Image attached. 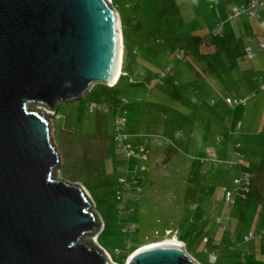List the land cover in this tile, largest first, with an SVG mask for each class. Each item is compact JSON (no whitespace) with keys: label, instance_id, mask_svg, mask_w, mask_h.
<instances>
[{"label":"rangeland","instance_id":"374dc122","mask_svg":"<svg viewBox=\"0 0 264 264\" xmlns=\"http://www.w3.org/2000/svg\"><path fill=\"white\" fill-rule=\"evenodd\" d=\"M238 2L110 0L123 43L117 81L91 84L50 117L57 178L87 192L101 220L96 246L112 264L172 238L196 264H264V50L250 42V59L224 42L247 14L225 23L224 40L212 35ZM121 117L147 161L123 158L113 139Z\"/></svg>","mask_w":264,"mask_h":264},{"label":"water","instance_id":"95a60500","mask_svg":"<svg viewBox=\"0 0 264 264\" xmlns=\"http://www.w3.org/2000/svg\"><path fill=\"white\" fill-rule=\"evenodd\" d=\"M120 55L110 0H0V264H112L87 192L57 178L50 117L91 84H114ZM126 264L196 263L160 244Z\"/></svg>","mask_w":264,"mask_h":264},{"label":"built area","instance_id":"2783aa9c","mask_svg":"<svg viewBox=\"0 0 264 264\" xmlns=\"http://www.w3.org/2000/svg\"><path fill=\"white\" fill-rule=\"evenodd\" d=\"M262 6V0H245V5L243 6H239V7H233L231 12L228 14L226 21H232V20H236L238 21L241 17L242 14H247V15H251V16H255L258 19V23L260 28L264 31V19H261L259 17V8ZM223 24L218 25L217 27H215V29L212 32L213 37H219L222 35V29H223ZM259 48H264V41H260L258 43ZM248 57L252 56V49L250 47L245 49ZM165 78V75L163 74H158L157 78H156V82L157 83H161V80H163ZM227 103H231L230 99L226 100ZM234 103L237 104H244L243 100H238V101H234ZM94 109H97V105H90L89 106V110L93 111ZM125 119L124 117H121L120 119H116L115 120V126H114V135H113V139L115 141V143L117 144V146L119 147L121 154L123 155V157L125 159H130L132 157H134L135 159H137L138 161H147V156L144 153L141 152H136L129 143H127V136L123 135L121 133L122 127L125 126ZM145 170L144 166L141 164H137L134 167V171L135 172H143ZM137 181V179L133 178V183H135ZM241 181H246L247 182V175H242L241 177ZM137 192L134 191L132 193V199L136 200L137 199ZM117 200H121V197L119 195H117ZM225 201L233 204V201L231 200L230 194L227 193L225 195ZM119 208L122 207V205L118 206ZM128 226L130 227V231L133 228V225L130 223H128ZM255 237L254 234L249 233L246 236V240H250L253 239ZM181 243V242H180ZM108 255V254H107ZM109 256V255H108ZM212 258V261H215V257L213 255H210Z\"/></svg>","mask_w":264,"mask_h":264},{"label":"crops","instance_id":"0c3cea01","mask_svg":"<svg viewBox=\"0 0 264 264\" xmlns=\"http://www.w3.org/2000/svg\"><path fill=\"white\" fill-rule=\"evenodd\" d=\"M244 3H245V0H244ZM240 5H242L241 0H239L238 3L231 5L229 11L232 10L231 8L239 7ZM229 11H228V14L231 12ZM247 19L248 20L246 22L239 24L237 27H235V29L230 31V34H227L228 36V39H226L227 41L224 40V38L226 37V34L224 32V29H225L224 25L228 21L226 20L223 21L224 24L222 26L223 27L222 36L218 37L220 39H223L225 43L230 44L231 47H234L235 49H237L239 54H241L242 52L243 55H245L244 48L251 47L249 44L250 42H253V41L259 42L260 40H264V31L259 27L258 22L254 21L253 18L251 19L249 15ZM214 38H217V37H214ZM216 42H219V40H216Z\"/></svg>","mask_w":264,"mask_h":264},{"label":"bare ground","instance_id":"6f19581e","mask_svg":"<svg viewBox=\"0 0 264 264\" xmlns=\"http://www.w3.org/2000/svg\"><path fill=\"white\" fill-rule=\"evenodd\" d=\"M116 12V11H115ZM117 13V12H116ZM117 17H118V23H119V29H120V18H119V16H118V14H117ZM120 49H121V55H120V68H119V72H118V75H117V78H118V76L120 75V71H121V65H122V60H123V43H122V36H121V32H120ZM117 78H116V80H115V82L117 81ZM114 82V83H115ZM113 85V84H112ZM42 115H44V116H49L51 113L50 112H46V111H44V113H41ZM94 237V236H93ZM93 241L95 242V237H94V239H93ZM95 244H96V242H95ZM160 244H177V245H179L180 247H182L183 245L180 243V241H178L177 239H175V238H172V239H166V240H163V241H159V242H155V243H150L149 245H147V246H144V247H142V248H140V249H138V250H135V253H133V255L132 256H134L136 253H138L139 251H141V250H144V249H146V248H150V247H153V246H156V245H160ZM131 256V257H132ZM108 258H109V256H107ZM130 257V258H131Z\"/></svg>","mask_w":264,"mask_h":264},{"label":"trees","instance_id":"16d2710c","mask_svg":"<svg viewBox=\"0 0 264 264\" xmlns=\"http://www.w3.org/2000/svg\"><path fill=\"white\" fill-rule=\"evenodd\" d=\"M261 19H263V18H261ZM259 24V23H258ZM260 27V26H259ZM260 41H264V40H260ZM259 41V42H260ZM259 42H257V45H258V43ZM259 47V46H258ZM247 48V47H246ZM246 48H244V53L247 55V53H246V51H245V49ZM251 48V47H250ZM260 49H262V50H264V48H260ZM252 57V56H251ZM251 57H249L250 59H251ZM157 76H158V74H157ZM118 84V83H117ZM117 84H115L114 86H112V87H115ZM128 143V142H127ZM123 156V155H122ZM124 158V157H123ZM242 176V175H241ZM239 182V181H238ZM241 183H242V181H241ZM227 193H229L230 194V197H231V192H229V191H226V193H225V195L227 194ZM250 241V240H249ZM136 248H138V247H136ZM136 248H134L132 251H134V250H136ZM215 257V256H214ZM216 259V258H215Z\"/></svg>","mask_w":264,"mask_h":264}]
</instances>
